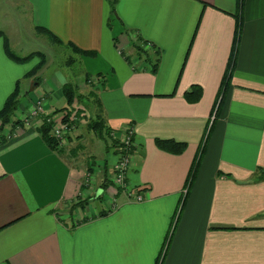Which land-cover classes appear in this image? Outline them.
<instances>
[{"label":"crops","instance_id":"obj_1","mask_svg":"<svg viewBox=\"0 0 264 264\" xmlns=\"http://www.w3.org/2000/svg\"><path fill=\"white\" fill-rule=\"evenodd\" d=\"M25 2L34 32L42 26L63 46L95 52L73 51L80 75L89 73L95 83L74 85L82 94L96 92L115 144L134 128L128 181L144 200L111 183L117 145L107 149L112 160L85 152L86 123H78L62 151L43 139L42 117L7 124L0 137V264H264V0H244L224 97L237 0H116L115 14L109 0ZM0 30L13 50L9 31ZM127 30L158 50L156 70L154 61L138 58ZM49 64L27 77L28 64L11 60L0 42V109L20 82L22 111L14 120L41 96L47 115L62 116L71 73L56 76L53 85ZM195 84L203 96L190 103L185 93ZM157 139L186 148L174 154Z\"/></svg>","mask_w":264,"mask_h":264},{"label":"trees","instance_id":"obj_2","mask_svg":"<svg viewBox=\"0 0 264 264\" xmlns=\"http://www.w3.org/2000/svg\"><path fill=\"white\" fill-rule=\"evenodd\" d=\"M109 1L111 3V11L113 14H115L116 13V0H109ZM237 4H238L239 11L234 14V16L236 17V20H237L235 42H234L231 58L229 60V64H228L227 70L225 72V75L223 77L222 85L220 88L219 96L221 95V97H224V95L226 94V91L228 90V88L230 86V82H231L233 72H234V68H235V62L237 59L238 44H239V41L241 38V33H242V26H243L242 8L244 5V0H237ZM37 30L42 34L48 35L50 40L53 41L54 43L61 44V45L64 44V42L58 36H56L53 32H51L49 29L42 27V26H37ZM127 33L131 39L132 46L134 47V49L136 51V55L138 56V58L142 59L143 62H146V61H152L153 62L154 61L153 62V70H156L158 65H159V62H160V55L158 53V50H149L148 48H146L145 47L146 43L143 41V39L141 38V36L139 34H136L134 37L133 31L127 30ZM0 37L4 38V49H5L6 55L11 60H13L14 62L26 63V62L30 61L31 59H33L37 56L40 57L39 63L26 74L27 77H32V76L37 75V73L47 64L48 57L44 52L35 51L29 55L21 56L20 54L14 52L12 50V48L10 46L9 39L3 30H0ZM66 46L69 47L72 51L80 53V54H86V55H94L95 54L94 51L82 50L73 43H68V44H66ZM127 58L130 59V57H128V56H127ZM91 77H92V75L87 73L85 75L86 82L95 84ZM102 77H103L102 74H99L96 77L98 79V82H99V84L97 82L99 89H100V84L102 86L104 83V80L101 79ZM38 78H36V79H38ZM20 93H21L20 92V82H17L15 90L7 98L3 108L0 109V137H2V138L4 136L1 133L7 124L12 123V125H16V124H19L21 122V120H19V119L18 120L13 119L16 110L19 108ZM63 93L66 96L67 101H68V106L61 110V111H64L63 114H64L65 119L70 118V116L72 114V110H73L72 109L73 103L75 102V100H77L78 103L85 106L87 108V110L89 111V114H90L89 121L86 123L88 129L96 132L97 135H99L101 138H104L105 133H107L111 137L114 136L111 133V131L109 130V128L106 126L105 120L102 116V103H101L100 99L98 98L95 91H92L87 95L82 94L79 92L78 86L69 82L68 84L64 85ZM202 96H203V88L197 84L192 85L190 87V89L185 93V98L190 103L198 102L202 98ZM86 100H88L89 102L94 100L95 106L92 105L93 102L90 105L86 102ZM85 103L90 105L92 110H94V108L96 109L94 116L92 115L89 108L85 105ZM52 127H53V125L51 123L43 122L39 128L40 133H41L43 139L45 140V142L52 149L62 151V148L59 147V142L51 134ZM115 140H117V139H115ZM117 141L118 142L115 145H118L119 139ZM1 142H3V139L1 140ZM156 143H157V146L159 148H161L165 151H168V152H172L174 154H180L186 148L185 143L176 142L173 140L157 139ZM199 161H200V158H197L193 164L192 170H191L190 175H189V183L192 182L197 175L198 167H199ZM106 165H107V163L105 164V166ZM105 168H106L105 172L107 173V167H105ZM259 178H261V179L264 178V170H261V176ZM109 185H110L109 180L105 181L103 183L104 187H108ZM84 203H87V200H85Z\"/></svg>","mask_w":264,"mask_h":264},{"label":"rangeland","instance_id":"obj_3","mask_svg":"<svg viewBox=\"0 0 264 264\" xmlns=\"http://www.w3.org/2000/svg\"><path fill=\"white\" fill-rule=\"evenodd\" d=\"M28 8L25 0H0V29L5 28L9 31L14 44L13 51L20 55L35 51L44 52L50 62L49 67L46 69V77L53 85L56 84V76L59 78V76L64 75V73H71V82L73 84L77 83L81 85V83H84L85 79L80 75V69L82 68L80 57L75 55L67 46L59 45L51 41L48 35L38 31L34 32ZM0 42L3 44L4 51L3 37H0ZM145 47L147 46L145 45ZM71 57L74 58V61L73 63H68ZM39 61L40 57L37 56L26 62V64H28V69H33ZM86 102L90 105L93 102L92 105L95 106L94 100L90 102L86 100ZM88 104L85 103L94 116L96 109L94 108V110H92ZM21 111V106H19L13 119L18 117ZM119 134L118 132V135ZM81 141L83 143V148L85 147L86 153L95 152L98 156L102 153V155H106V158L108 155L109 160L115 157V154L107 151V148H111V145L115 144L113 138L107 133L104 134V138H101L96 132L88 129ZM88 173L85 175L86 178Z\"/></svg>","mask_w":264,"mask_h":264},{"label":"built area","instance_id":"obj_4","mask_svg":"<svg viewBox=\"0 0 264 264\" xmlns=\"http://www.w3.org/2000/svg\"><path fill=\"white\" fill-rule=\"evenodd\" d=\"M45 101V96L39 97L37 102L29 109L28 113L20 120L23 123L29 124L32 119L42 117V123L48 122L53 125L51 134L59 142V147L64 148L70 141L69 135L74 134L77 131L78 123H87L89 121V111L85 106L75 100L72 106V114L69 119H65L64 114L59 118L53 117L46 114ZM8 137L12 138L13 134L9 133ZM118 139L119 143L116 147L118 156L112 168L113 187H115L117 191L120 190L125 192L126 196L130 199L141 202L144 200V196L140 194L136 187H132L128 181V174L131 171L136 150L134 128L131 126L127 127L123 132H121ZM97 167H100V165L98 164ZM92 177L93 173L89 172L87 182H90ZM115 200L116 198H114V201Z\"/></svg>","mask_w":264,"mask_h":264}]
</instances>
